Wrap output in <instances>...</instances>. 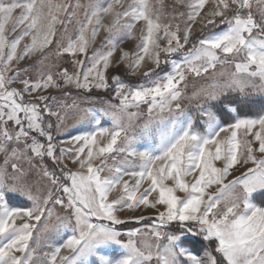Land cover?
<instances>
[{
  "label": "snow or ice",
  "instance_id": "1",
  "mask_svg": "<svg viewBox=\"0 0 264 264\" xmlns=\"http://www.w3.org/2000/svg\"><path fill=\"white\" fill-rule=\"evenodd\" d=\"M0 264H264V0H0Z\"/></svg>",
  "mask_w": 264,
  "mask_h": 264
},
{
  "label": "rangeland",
  "instance_id": "2",
  "mask_svg": "<svg viewBox=\"0 0 264 264\" xmlns=\"http://www.w3.org/2000/svg\"><path fill=\"white\" fill-rule=\"evenodd\" d=\"M81 2L82 3H87L88 0H81ZM163 2L166 5H169L170 6L173 3V0H163ZM207 7L208 6L206 5V8ZM109 19H110V17H105L104 22L107 23L109 21ZM9 27H10V25H9ZM57 29H58V32H60V33H63L64 32V29L61 28L59 25H57ZM17 31H19V30H17ZM71 32H72V27H69L68 28V33L70 34ZM14 35H16V33H12L10 35V38H11V36H14ZM105 35H107V34L103 30H101V32L99 33V35L96 38V42H95V45H93V47H95L96 45H99L100 41L103 39V37ZM136 35H137V37H139V32H137ZM25 42H28V38H26ZM134 43H135V41L125 40L123 43L120 44V47L121 48H124L126 50H130L133 47ZM115 55L116 56H119V50L117 51V53ZM35 59H36V57H33V60H35ZM65 61H66V58H64V60H57L55 62L57 64H59V63L65 62ZM30 63H31V61L25 60V61H21L19 63V65H17V66L20 67V68H24V67H26ZM45 63L50 66L52 64V61L51 60H48ZM121 68H123V65L121 66ZM30 72L33 75H35V69H30ZM21 75H23V73H21ZM206 83H207V81L201 80V79H192V80H190L189 81V85H188V91L186 92L185 98L182 101V107L184 108V110L186 112H188L189 109H191V111L189 112V114L191 116H193L194 118H198L197 107H196L197 106V101L195 99H188V97H191L192 91L196 87H199V86L204 85ZM16 86H19V85L17 84ZM50 91H52V93L54 95H59L57 92H55V90H50ZM95 95H96V93L94 92L93 93V96H95ZM67 102L69 104L72 103V101L70 99ZM91 106H93V105H90V104H87V103L82 104V107H91ZM132 111H136V110L133 109ZM141 111L145 115H143L138 122H143V119H146V108H142ZM73 123H74V121L72 119H69L68 125L71 126ZM125 214L126 213H122V215H125ZM145 214L146 215H150L151 214V210H148V212H146ZM135 226L139 227L141 225H135ZM43 250L44 251H47L48 249L47 248H44ZM63 254H67V253H63Z\"/></svg>",
  "mask_w": 264,
  "mask_h": 264
}]
</instances>
